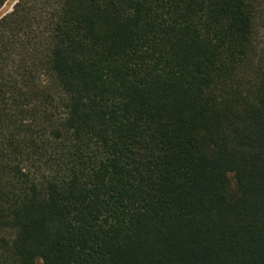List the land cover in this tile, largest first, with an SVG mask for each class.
<instances>
[{
    "label": "trees",
    "instance_id": "trees-1",
    "mask_svg": "<svg viewBox=\"0 0 264 264\" xmlns=\"http://www.w3.org/2000/svg\"><path fill=\"white\" fill-rule=\"evenodd\" d=\"M261 19L264 0L2 15L0 264H264Z\"/></svg>",
    "mask_w": 264,
    "mask_h": 264
},
{
    "label": "rangeland",
    "instance_id": "rangeland-1",
    "mask_svg": "<svg viewBox=\"0 0 264 264\" xmlns=\"http://www.w3.org/2000/svg\"><path fill=\"white\" fill-rule=\"evenodd\" d=\"M18 0H8L6 5L3 7V9L0 11V18L2 15H4L7 12L12 11L14 5L16 4ZM261 28L259 29V36H258V43H263L264 41V19H261L260 21ZM233 186H235L234 183V176H230Z\"/></svg>",
    "mask_w": 264,
    "mask_h": 264
}]
</instances>
